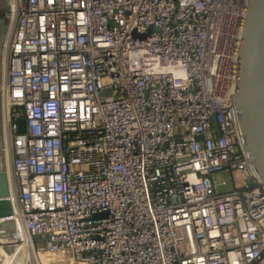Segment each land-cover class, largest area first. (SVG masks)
I'll return each instance as SVG.
<instances>
[{
	"label": "built area",
	"instance_id": "built-area-1",
	"mask_svg": "<svg viewBox=\"0 0 264 264\" xmlns=\"http://www.w3.org/2000/svg\"><path fill=\"white\" fill-rule=\"evenodd\" d=\"M249 3L12 0L15 233L77 264H264V187L233 99ZM224 171L244 186L220 192Z\"/></svg>",
	"mask_w": 264,
	"mask_h": 264
},
{
	"label": "water",
	"instance_id": "water-1",
	"mask_svg": "<svg viewBox=\"0 0 264 264\" xmlns=\"http://www.w3.org/2000/svg\"><path fill=\"white\" fill-rule=\"evenodd\" d=\"M233 99L246 140L245 150L251 157V164L260 184L264 187V0H250L249 3L247 24L239 53L238 89ZM212 123L219 133L216 116H213ZM25 127V119H21L19 133H24ZM247 184L251 186L252 180H248ZM13 215L4 127L0 113V220L10 219ZM4 227L11 229L9 235L15 234L14 223L0 224V229ZM0 264H3L1 259Z\"/></svg>",
	"mask_w": 264,
	"mask_h": 264
},
{
	"label": "rangeland",
	"instance_id": "rangeland-1",
	"mask_svg": "<svg viewBox=\"0 0 264 264\" xmlns=\"http://www.w3.org/2000/svg\"><path fill=\"white\" fill-rule=\"evenodd\" d=\"M0 111L2 112L1 105ZM212 178L217 184H219L220 192H229L234 190L235 188H241L244 186V181L238 172H218L214 173L212 175ZM223 183H225V185H223ZM10 233L11 229L9 227L1 228L0 240L3 239L2 236H9ZM10 252H15V247H10ZM26 252L27 253L22 264H77L73 262L68 255H63L60 253H49L43 245L38 244L34 241H32V247L27 248Z\"/></svg>",
	"mask_w": 264,
	"mask_h": 264
},
{
	"label": "bare ground",
	"instance_id": "bare-ground-1",
	"mask_svg": "<svg viewBox=\"0 0 264 264\" xmlns=\"http://www.w3.org/2000/svg\"><path fill=\"white\" fill-rule=\"evenodd\" d=\"M7 222L14 223V218H10L7 220H0V224H4ZM2 240H0V259L3 264H22L24 257L26 255V249L32 247V241L30 238L23 234H19L18 232L14 235L2 236ZM10 247H15V252H10ZM13 249V248H12Z\"/></svg>",
	"mask_w": 264,
	"mask_h": 264
},
{
	"label": "flooded vegetation",
	"instance_id": "flooded-vegetation-1",
	"mask_svg": "<svg viewBox=\"0 0 264 264\" xmlns=\"http://www.w3.org/2000/svg\"><path fill=\"white\" fill-rule=\"evenodd\" d=\"M12 0H0V105H1V86L4 80L3 62L5 44L7 41L10 26V7ZM5 19H8L6 22ZM1 113V111H0Z\"/></svg>",
	"mask_w": 264,
	"mask_h": 264
}]
</instances>
